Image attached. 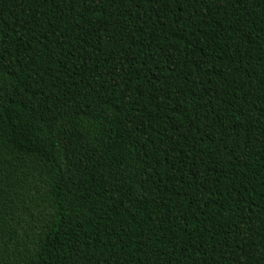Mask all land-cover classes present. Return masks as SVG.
Returning <instances> with one entry per match:
<instances>
[{
    "label": "trees",
    "instance_id": "trees-1",
    "mask_svg": "<svg viewBox=\"0 0 264 264\" xmlns=\"http://www.w3.org/2000/svg\"><path fill=\"white\" fill-rule=\"evenodd\" d=\"M0 264H264V0H0Z\"/></svg>",
    "mask_w": 264,
    "mask_h": 264
}]
</instances>
